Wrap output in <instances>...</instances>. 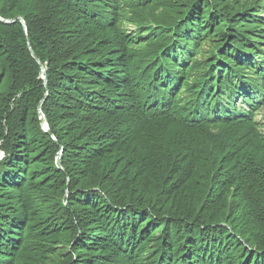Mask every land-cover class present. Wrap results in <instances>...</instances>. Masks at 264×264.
<instances>
[{
  "label": "trees",
  "instance_id": "16d2710c",
  "mask_svg": "<svg viewBox=\"0 0 264 264\" xmlns=\"http://www.w3.org/2000/svg\"><path fill=\"white\" fill-rule=\"evenodd\" d=\"M263 106L264 0H0V264H264Z\"/></svg>",
  "mask_w": 264,
  "mask_h": 264
},
{
  "label": "water",
  "instance_id": "95a60500",
  "mask_svg": "<svg viewBox=\"0 0 264 264\" xmlns=\"http://www.w3.org/2000/svg\"><path fill=\"white\" fill-rule=\"evenodd\" d=\"M16 20H19L22 23V25L24 27V30H25V33H26V25H25V23L23 22V20L20 17L14 19V20H3V19H1V21L5 22V23H12V22H14ZM28 49H29L31 55L33 56V58H35L37 60L35 54L33 53L32 49L30 47V43L29 42H28ZM42 79L44 80V85H46V73H45V70L44 69H42ZM39 112L42 115V117H44L40 107H39ZM43 130L46 131V132H48V124H47L46 119H45V122H44V125H43ZM60 155H61V152L58 153V155H57V158H56V166L61 169V165H60Z\"/></svg>",
  "mask_w": 264,
  "mask_h": 264
},
{
  "label": "rangeland",
  "instance_id": "374dc122",
  "mask_svg": "<svg viewBox=\"0 0 264 264\" xmlns=\"http://www.w3.org/2000/svg\"><path fill=\"white\" fill-rule=\"evenodd\" d=\"M127 29H128L129 33L136 35V33H135L136 27L129 25V26H127ZM207 46H208L207 44H206V46H205V44H203V46L200 48V51H203V50L205 51ZM255 120H257L258 122H260L262 124L261 129L264 132V106H263V108H261L258 115L255 116ZM1 157H2V153L0 152V158Z\"/></svg>",
  "mask_w": 264,
  "mask_h": 264
}]
</instances>
